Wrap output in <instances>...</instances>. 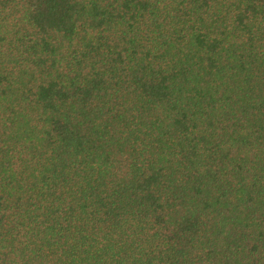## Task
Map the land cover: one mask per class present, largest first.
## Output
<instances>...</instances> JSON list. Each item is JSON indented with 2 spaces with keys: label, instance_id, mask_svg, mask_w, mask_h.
<instances>
[{
  "label": "trees",
  "instance_id": "obj_1",
  "mask_svg": "<svg viewBox=\"0 0 264 264\" xmlns=\"http://www.w3.org/2000/svg\"><path fill=\"white\" fill-rule=\"evenodd\" d=\"M0 264H264V0H0Z\"/></svg>",
  "mask_w": 264,
  "mask_h": 264
}]
</instances>
